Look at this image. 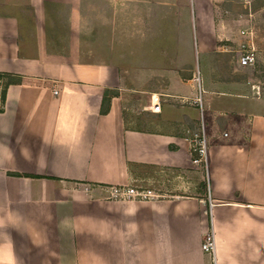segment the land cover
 <instances>
[{
  "label": "crops",
  "instance_id": "crops-1",
  "mask_svg": "<svg viewBox=\"0 0 264 264\" xmlns=\"http://www.w3.org/2000/svg\"><path fill=\"white\" fill-rule=\"evenodd\" d=\"M220 2L0 0V72L18 77L0 110V264H205L208 230L216 264H264V86L221 69L242 67L230 51L240 19L225 27ZM173 17L190 28L187 49L120 41L122 26ZM196 67L208 124L226 128L208 145L205 191L151 180L156 197L110 196L143 168L197 167L196 106L178 98L195 92ZM137 108L158 125L130 126Z\"/></svg>",
  "mask_w": 264,
  "mask_h": 264
},
{
  "label": "rangeland",
  "instance_id": "rangeland-1",
  "mask_svg": "<svg viewBox=\"0 0 264 264\" xmlns=\"http://www.w3.org/2000/svg\"><path fill=\"white\" fill-rule=\"evenodd\" d=\"M221 17L223 18V24L225 27L230 28L233 25V20L237 17V13L242 11L241 4L239 0H221ZM253 10H254V17L255 18V24H256V36H258V40H256V50H257V57L255 65L251 68H236L233 70L231 69L229 64L231 62L228 60H222L220 61L221 69H226L227 73L231 74L234 78L238 80H243L249 77L251 79V82H254L258 87L260 85L264 86V44H262V41L260 39V36L262 35V26L264 24V0H253ZM166 14V13H165ZM169 15V13H167ZM166 14V15H167ZM172 14V13H170ZM173 16V15H172ZM141 25L139 26V30L135 31V34L132 32L130 33L127 27H120V41L122 42L124 39H127L129 36L132 38L140 39L144 38V41L147 43L149 42V45L152 48H159L161 45H163L166 41L170 48L177 47V44L179 43L180 48H189L187 43H191V39H188L189 37V26L186 25H179L178 22H176V17H173L171 19H163L158 21H152L148 22L146 25L141 21ZM178 26V27H177ZM111 40L113 38V35L111 36ZM114 39H117L116 34L114 35ZM159 45V47H157ZM231 47H236V44H230ZM217 53V52H216ZM224 55H229L230 52L223 53ZM160 54L158 51H155L152 54V58H158ZM200 54L197 55V64H201L200 61ZM149 64L154 65H160L158 61H151L148 62ZM223 76V75H221ZM194 87H196V83L194 82ZM147 111H144L143 109L137 108L133 111H131V115L129 117L130 126L132 127H140V128H150L155 127L157 121L153 119V117H150ZM186 113V112H185ZM147 114V115H146ZM187 126L189 128L195 129V127L200 125V118H199V110L198 107H196V114L192 117ZM210 121V120H209ZM202 122H203V134L205 138V144H206V153L208 149V145L213 137V135L221 134L222 129L226 130V128H223L222 125L218 124L217 122L209 123L208 124V116L207 111L205 108V105H202ZM180 127H183L181 125ZM185 128V126L183 127ZM181 128V130L186 133V130ZM220 137L222 135H219ZM204 162L200 161L197 167L194 170H177L176 172H171L169 169H160V168H143L139 175L138 182L136 183V186L138 188H145L152 184L151 180L153 181V184L156 182L162 183V185H166L167 188H172L173 190L184 192V193H191V181L196 180L197 186L199 185L200 191L203 192L206 189V179H205V166ZM195 186V185H194ZM172 190V191H173Z\"/></svg>",
  "mask_w": 264,
  "mask_h": 264
},
{
  "label": "built area",
  "instance_id": "built-area-1",
  "mask_svg": "<svg viewBox=\"0 0 264 264\" xmlns=\"http://www.w3.org/2000/svg\"><path fill=\"white\" fill-rule=\"evenodd\" d=\"M242 11L237 13V18L240 19L238 32L240 35L239 40L236 42V47L230 49L233 56L236 58L237 63L242 68L253 67L257 60L256 44V24L253 10V0H239ZM193 79L196 83V89L193 95H179L178 98L183 103H188L198 107L200 125L194 130H191V162L197 166L200 161L204 162L206 169V144L203 134V122H202V105H203V92L204 89L201 86L200 70L196 67L193 72ZM5 86V78L0 76V94ZM52 93L56 94L57 89L52 87ZM3 103L0 102V109H2ZM148 109L153 112L160 110L159 97L156 95V100L153 101V94L150 95V102ZM109 195L116 198H152L159 194L153 191L151 188H138L136 185H112L110 186ZM200 249L207 254L208 259L205 264H216L215 258V246L212 230L206 231L200 241Z\"/></svg>",
  "mask_w": 264,
  "mask_h": 264
},
{
  "label": "trees",
  "instance_id": "trees-1",
  "mask_svg": "<svg viewBox=\"0 0 264 264\" xmlns=\"http://www.w3.org/2000/svg\"><path fill=\"white\" fill-rule=\"evenodd\" d=\"M0 76H3L5 78V86L2 89L1 94H0V102L3 103L6 86L9 83L17 80L18 77L17 76H13L12 74L6 73V72H0ZM108 101H109V96L105 92L103 97H102V100H101L100 112H105L107 110Z\"/></svg>",
  "mask_w": 264,
  "mask_h": 264
},
{
  "label": "bare ground",
  "instance_id": "bare-ground-1",
  "mask_svg": "<svg viewBox=\"0 0 264 264\" xmlns=\"http://www.w3.org/2000/svg\"><path fill=\"white\" fill-rule=\"evenodd\" d=\"M156 100V94L154 93L153 94V101H155Z\"/></svg>",
  "mask_w": 264,
  "mask_h": 264
}]
</instances>
